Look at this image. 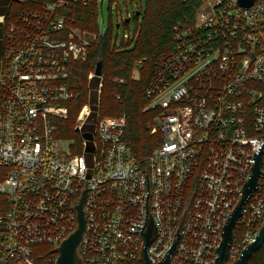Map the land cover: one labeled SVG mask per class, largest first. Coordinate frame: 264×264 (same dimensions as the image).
Wrapping results in <instances>:
<instances>
[{
    "label": "built area",
    "instance_id": "obj_1",
    "mask_svg": "<svg viewBox=\"0 0 264 264\" xmlns=\"http://www.w3.org/2000/svg\"><path fill=\"white\" fill-rule=\"evenodd\" d=\"M99 1L0 0V264H56L78 228L81 197L80 264H145L141 232L150 219L159 236L149 244L151 264L171 252L178 232L171 264H216L260 149L259 185L233 229V264L264 225V0L249 8L198 0L192 22L175 26L146 90V110L160 111L151 134L161 142L141 159L124 140L125 118H101L102 83L90 102L94 73L77 137L64 149L58 136L81 98L73 65L96 38L72 27L68 12L95 4L99 14Z\"/></svg>",
    "mask_w": 264,
    "mask_h": 264
},
{
    "label": "trees",
    "instance_id": "obj_2",
    "mask_svg": "<svg viewBox=\"0 0 264 264\" xmlns=\"http://www.w3.org/2000/svg\"><path fill=\"white\" fill-rule=\"evenodd\" d=\"M9 0H2L3 5ZM144 7L134 16L136 21L135 37L123 40L117 45L113 39L112 27L104 34L98 23V11L93 4L82 8L71 6L68 23L83 32L96 35L88 47L85 61L73 65L71 85L77 89L81 98L70 103V113L60 124L58 136L62 139L76 138L74 125L80 109L88 101V77L94 73L98 62L102 63V77L91 81L90 102L98 100V86L103 84L98 111L101 118L126 120L124 140L137 158L147 157L160 144V134L152 135L156 118L160 111L147 109L149 100L146 90L153 80V68L159 56L168 53L173 46L175 26L191 23L194 19L198 0H141ZM135 69L139 70V79H133ZM121 81V82H120ZM44 256L50 249L40 247ZM42 264H49L41 259ZM248 264H264V244L252 256Z\"/></svg>",
    "mask_w": 264,
    "mask_h": 264
},
{
    "label": "water",
    "instance_id": "obj_3",
    "mask_svg": "<svg viewBox=\"0 0 264 264\" xmlns=\"http://www.w3.org/2000/svg\"><path fill=\"white\" fill-rule=\"evenodd\" d=\"M239 3L242 7L249 8L253 5L254 0H239ZM141 13L139 11L136 12V16L139 17ZM132 18L125 19V23L128 24ZM120 27V24L117 25ZM94 76L97 78L102 77V63L98 62ZM96 102V101H95ZM93 102V103H95ZM261 153L262 150L258 149L253 163L250 167V170L247 174L245 182L242 186L240 194L237 198L235 206L232 210L230 218L227 222L225 230L223 232V242L219 249H216L218 252V258L216 260V264H228V251L232 243L233 239V229L238 218L241 216L244 208L255 192L256 188L259 185V175H260V164H261ZM86 197H81V202L77 208L78 213V228L77 230L71 234L60 246L59 248V257L56 261V264H80L77 260V249L81 243L83 233L85 231L86 219L83 211V204ZM141 236H147L145 246L143 249L144 261L145 264H151L150 250L149 244L159 240L158 232L156 225L150 219V223L148 226L147 232H141ZM181 244V234L178 232V243L172 244V250L169 254L163 257L156 264H171L178 248ZM264 244V225L261 228L259 235L256 240L251 243L248 247L241 251L238 260L233 264H248L252 256L262 247Z\"/></svg>",
    "mask_w": 264,
    "mask_h": 264
},
{
    "label": "rangeland",
    "instance_id": "obj_4",
    "mask_svg": "<svg viewBox=\"0 0 264 264\" xmlns=\"http://www.w3.org/2000/svg\"><path fill=\"white\" fill-rule=\"evenodd\" d=\"M12 7L13 10H15L18 9L19 6L18 5L16 6V3H13ZM97 7L99 10V16H98L99 29L102 34L108 32L112 27L113 39L114 41H116L117 45L119 46L123 42L124 35L126 34L132 35V39H134L135 28H136V21L134 19V16L136 15L137 11L142 10L144 7V4L141 2V0H100L97 4ZM127 15H130L132 18L128 24L125 23V19H127ZM118 24H120V27H117ZM83 33L86 34L85 37L87 39L94 38L92 33L89 32H83ZM139 76H140L139 70L135 69L133 73V79L138 80ZM88 85H89V77H88ZM62 122L63 121H61L60 124ZM71 139H65L63 145L64 149H67L69 147L70 144L69 140Z\"/></svg>",
    "mask_w": 264,
    "mask_h": 264
}]
</instances>
